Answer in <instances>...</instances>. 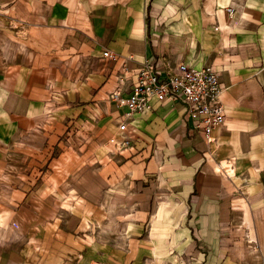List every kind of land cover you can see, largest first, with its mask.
<instances>
[{
	"label": "crops",
	"instance_id": "obj_1",
	"mask_svg": "<svg viewBox=\"0 0 264 264\" xmlns=\"http://www.w3.org/2000/svg\"><path fill=\"white\" fill-rule=\"evenodd\" d=\"M147 58L218 72L225 121L212 141L164 100L134 115L131 147L111 146L123 113L111 93L124 80L127 96ZM48 117L84 126L96 193L101 180L124 192L118 245L90 264H146L158 241L204 242L207 264L264 255L243 251L264 241V0H0V146ZM15 216H0V264H68L64 237H22Z\"/></svg>",
	"mask_w": 264,
	"mask_h": 264
},
{
	"label": "rangeland",
	"instance_id": "obj_2",
	"mask_svg": "<svg viewBox=\"0 0 264 264\" xmlns=\"http://www.w3.org/2000/svg\"><path fill=\"white\" fill-rule=\"evenodd\" d=\"M41 121L36 130L15 145L0 146V192L4 193L0 216L6 217L2 223L16 214L22 237L35 235L42 245L54 241L53 237H64L68 264L101 260L124 228L117 224L118 218L125 217L118 208L124 192H111L102 180L100 194L95 192L96 180L92 176L98 169L93 164L96 148L83 137L84 126L71 122L62 127L52 123L50 117ZM106 160L100 166L107 164ZM107 197L109 205L104 204ZM182 243L158 241L157 253L145 259L146 264H207L208 256L203 255L209 249L207 244L197 241L193 248L191 242L183 248ZM250 247L264 253V241L243 243L245 255L250 254ZM195 250L197 254H192ZM261 256L243 257L241 263L264 264V255Z\"/></svg>",
	"mask_w": 264,
	"mask_h": 264
},
{
	"label": "built area",
	"instance_id": "obj_3",
	"mask_svg": "<svg viewBox=\"0 0 264 264\" xmlns=\"http://www.w3.org/2000/svg\"><path fill=\"white\" fill-rule=\"evenodd\" d=\"M103 56L116 60L118 54L106 49ZM124 84L123 80L111 93V99L123 109L118 121V135L109 141L117 151L132 146L131 121L134 115L151 111L154 101L182 102L185 119L192 120L194 127L201 130L209 142L212 141L213 129L225 121L221 100L224 87L212 66L197 68L181 62L174 69L167 62L147 58L137 67L136 78L127 96L123 95L126 91Z\"/></svg>",
	"mask_w": 264,
	"mask_h": 264
}]
</instances>
